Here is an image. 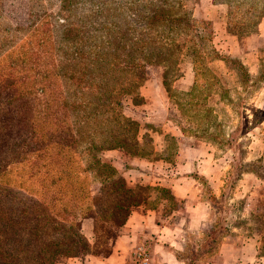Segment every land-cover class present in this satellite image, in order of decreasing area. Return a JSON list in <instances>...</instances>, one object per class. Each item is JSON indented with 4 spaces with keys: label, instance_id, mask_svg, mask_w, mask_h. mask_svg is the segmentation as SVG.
<instances>
[{
    "label": "rangeland",
    "instance_id": "obj_1",
    "mask_svg": "<svg viewBox=\"0 0 264 264\" xmlns=\"http://www.w3.org/2000/svg\"><path fill=\"white\" fill-rule=\"evenodd\" d=\"M253 1L237 8L232 0H175L173 12L187 14L189 25L170 33L176 46L167 41V32L157 35L175 50L173 67L166 77L162 65L138 67L145 80L122 98L124 114L139 124L140 155L121 148L99 152L96 159L104 165L99 168L82 140L69 153L68 166L50 152L52 141L47 152L52 160L35 162L41 145L32 128L48 100L37 87L44 74L38 70L103 74L92 65L100 44L122 61L130 55L143 60V0H0V74H12L15 82L11 89L0 85V264H54L82 252L81 221L91 217L76 222L77 235L63 236L64 229L51 223L52 212L77 202L110 205L122 199L118 191L124 186L126 201L120 209L113 207L112 224L95 225V236H112L132 210L151 209L159 212L165 234L180 236L178 261L217 264L226 245L255 249L253 263L264 264L262 243L252 228L256 222L249 217L264 200V17L249 32L242 29ZM242 74L256 78L240 83ZM59 84H66L63 76ZM203 99L214 118L195 105ZM77 120L70 109L73 131ZM108 165L115 174L103 183L102 176L111 172ZM95 187L89 195L93 200L82 196ZM57 191L58 201L53 199ZM212 194L218 198L215 205L209 201ZM43 233L49 235L45 247ZM143 241L151 251L150 239Z\"/></svg>",
    "mask_w": 264,
    "mask_h": 264
},
{
    "label": "trees",
    "instance_id": "obj_2",
    "mask_svg": "<svg viewBox=\"0 0 264 264\" xmlns=\"http://www.w3.org/2000/svg\"><path fill=\"white\" fill-rule=\"evenodd\" d=\"M232 1L237 8H240L246 3V0ZM174 3L175 0H143V6L147 7L143 9V60H137L136 62V58L130 55L129 60L122 61L120 56L114 51H103L105 50L104 47L106 44H100L101 51L99 55L93 59L92 65L103 74H83L82 70H79V74H76V72L69 73L67 71L65 72L66 74H47L44 71L38 70L44 74H39L40 78L37 79L40 85L37 87L40 89L41 94L47 93L48 100L45 103L44 111L43 109L37 110L35 125L32 128L31 136L41 145L35 156L36 163L41 161L44 157L49 156L47 152L50 149V152L54 155H59L61 163L63 161L65 166H68L71 162L69 153L82 146H79V140L84 142L83 150L94 158L92 162L99 168L104 166L101 163L102 160L96 159L95 154L99 152L121 148L131 156L140 155L139 151L141 148L138 141L139 124L137 121H134L124 114L122 98L126 95L136 93L135 90L140 82L145 80L144 73H137L136 70L138 67L143 68L144 71V68L149 64L162 65V67L166 69L164 77H166L171 67H173L172 58L173 51L175 50H173L171 46L167 47L163 42H160L157 35L161 30L167 32V41H169L171 45L176 46L173 42V37L169 36L170 33L175 32L183 26L189 25V17L187 14L181 12V10L178 13L173 12L172 4ZM245 13L247 15L245 17L246 20L242 24L244 25L242 29H248L247 31L249 32V29H251L253 25H257L260 18L264 17V2L261 4L259 0L253 1L247 6ZM68 32L69 35L73 33L72 29ZM209 33H211V31H209L208 34ZM110 37L109 35L108 41H110ZM105 43L110 47L113 46L112 42ZM220 59L222 58L220 57ZM98 63L104 68L99 69ZM85 68H87L86 64L84 66V69ZM123 72L131 74H120ZM242 75L243 78L240 80V83L250 82L256 78L250 74ZM59 76H63L64 79H66V84H64L63 87L59 84ZM25 77L28 78L27 75H25ZM13 79L14 76H12V74H0L1 88H13L15 85ZM23 82L28 84L26 80ZM205 83L208 84V82ZM30 86L33 85L31 84ZM13 99L16 100L15 97L10 100ZM195 105L201 107L200 109H202L204 113L203 116L206 118H214V109L208 105L207 99L195 102ZM70 109L75 111V116L78 119L76 121L78 126H76L75 131L72 130L70 123L67 121ZM102 122H104L105 125L98 128V125ZM49 125L55 127L48 128ZM181 131L185 133L189 130L181 128ZM228 137L233 138V133L228 134ZM50 141H52V143L51 147L48 149ZM49 159H51L50 156ZM107 167L110 168L111 172H107L102 176L103 183L108 181L107 179L115 174V170L112 167L109 165ZM257 176L258 178L262 177L259 174H257ZM96 189L95 187L94 189L90 188L84 190L82 196L86 199L90 198L93 200V196L89 195ZM128 191L129 188L124 186L122 190L118 191L119 194L123 195L121 197L122 199L118 201L119 203L114 202L110 205L106 203L86 205L85 202H77L59 206L56 211H51V215H53L51 223L54 224L55 227H57L56 225H60V227L64 229L65 233H63V236L67 234L77 235L74 226L76 222H79L85 215H89L94 220L96 226L99 223L108 227V225L113 222L111 219L113 207L117 209L121 208V202L124 203L126 201L125 197L128 195H126ZM58 195H60L59 191L56 192L53 199L58 201ZM224 195L225 192H222L221 199L224 198ZM209 201L215 205L218 202V198L212 194ZM42 212L46 216H50V212H48L46 208L42 209ZM249 217L256 222L255 227L252 228H256L257 234L260 237V242L262 243L261 247L264 250V200L253 213L249 214ZM247 227L249 228L251 226ZM220 228L222 230H228V227L222 226V224ZM215 233L216 232L211 235L208 243H210V240H213ZM47 236L49 235L45 233L42 235L41 245H44L43 247L49 242ZM51 242L55 246L58 244L57 241H50V243ZM38 248L42 249L40 245ZM39 256L45 259V256L41 254Z\"/></svg>",
    "mask_w": 264,
    "mask_h": 264
},
{
    "label": "crops",
    "instance_id": "obj_3",
    "mask_svg": "<svg viewBox=\"0 0 264 264\" xmlns=\"http://www.w3.org/2000/svg\"><path fill=\"white\" fill-rule=\"evenodd\" d=\"M159 212L151 209L132 210L127 219L118 227L117 233L101 239L95 236L92 218L81 221V234L85 249L75 255H68L54 264H125L133 246L140 239H150L152 255L150 264H185L178 261L176 250L181 245L180 236L168 235L160 223ZM168 235V236H167ZM222 249V247H224ZM217 264H254L257 259L255 249L228 248L222 245ZM240 254V255H239ZM238 255L240 259H238Z\"/></svg>",
    "mask_w": 264,
    "mask_h": 264
},
{
    "label": "built area",
    "instance_id": "obj_4",
    "mask_svg": "<svg viewBox=\"0 0 264 264\" xmlns=\"http://www.w3.org/2000/svg\"><path fill=\"white\" fill-rule=\"evenodd\" d=\"M151 251L146 242L136 243L131 251V254L125 264H150Z\"/></svg>",
    "mask_w": 264,
    "mask_h": 264
}]
</instances>
